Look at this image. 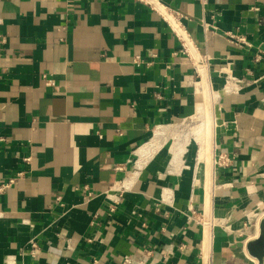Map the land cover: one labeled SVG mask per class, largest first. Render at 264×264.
<instances>
[{
  "label": "crops",
  "instance_id": "1",
  "mask_svg": "<svg viewBox=\"0 0 264 264\" xmlns=\"http://www.w3.org/2000/svg\"><path fill=\"white\" fill-rule=\"evenodd\" d=\"M160 1L183 16L188 55L136 0H0V186L13 180L0 264H135L144 251V264H254L241 245L264 212V0ZM201 80L216 96L208 177L175 130Z\"/></svg>",
  "mask_w": 264,
  "mask_h": 264
},
{
  "label": "built area",
  "instance_id": "2",
  "mask_svg": "<svg viewBox=\"0 0 264 264\" xmlns=\"http://www.w3.org/2000/svg\"><path fill=\"white\" fill-rule=\"evenodd\" d=\"M140 3H144L146 5H148L151 9H153L154 11H156L160 17L169 25L172 33L175 35L176 39L178 40V42L180 43L183 52L188 55V43H189V37L186 34V31L183 27V25L181 24V18H183V16L176 11L175 9H172L166 5H164L163 3H161L160 0H136ZM202 9H204L206 7V5L208 4L209 0H194ZM202 28H203V32L204 33H208L210 30V27L208 24L202 22ZM225 38L226 41L230 44L233 45L237 48H242V49H250L252 47L251 43L247 41V39L245 38V36L237 34V33H225ZM5 44V39L3 37H0V55H1V51H2V47ZM262 58H264V49H257L255 54H254V61L258 62L260 61ZM208 57L204 56L202 58L203 62H207ZM45 78V77H44ZM47 84H52L51 81H46ZM25 162L29 161V158L24 159ZM229 163V161L227 159H225V157H220V161H219V165H223V166H227ZM117 170H120V167H116ZM13 183V180H10L7 184L5 185H1L0 186V192L3 191L4 189L8 188L11 184ZM116 192H121L124 187L122 184H119L116 188H115ZM84 191H87V187L85 186L83 188ZM91 197V195L88 193L86 196V199H89ZM59 200V199H57ZM199 223L202 224L203 222L205 224H212L213 223V219L210 218V221L206 220V218L202 215L199 219H198ZM215 222V221H214ZM217 224L221 225L223 227V229L227 232V233H231V230L229 228L228 225L225 224V220H219L216 222ZM31 247H32V254H36L37 253V248L36 245L34 243L31 242ZM150 255L151 253L148 251H144L143 252V257H141V259H139L138 261L135 262V264H144L145 261H147L148 259H150ZM132 257H124L122 264H132Z\"/></svg>",
  "mask_w": 264,
  "mask_h": 264
},
{
  "label": "bare ground",
  "instance_id": "3",
  "mask_svg": "<svg viewBox=\"0 0 264 264\" xmlns=\"http://www.w3.org/2000/svg\"><path fill=\"white\" fill-rule=\"evenodd\" d=\"M188 46H190V45H188ZM198 70L200 71V69H198ZM199 74H200V72H199ZM204 78H205V76H204ZM204 81L201 80V82H204ZM208 82L209 81H207V84L204 82L203 84L201 83L200 86L199 85L197 86L198 88H197L196 92L201 97V99L206 101V103L204 101L203 102L205 104H203L202 102L197 103V107L195 110H196V114H198V116L200 117L199 118L200 122L198 125H196L193 128V131H192L194 134L195 142L198 146V160L202 161L205 164V166H206V172L205 173H206L207 177L210 176V174H211L210 151H212L211 150V148H212L211 147L212 146V136H213L212 134H213V126L215 125L214 124V116H213V106H215L214 101L216 100V96H215L213 90L211 89V87L209 86ZM177 140H178L177 141L178 144L181 143L182 147L187 142L184 139L180 140L177 138ZM182 141H184L185 143L182 144ZM157 143L158 142H155L154 140H150L147 145H145L144 147H142L141 149L138 150L137 154L139 157V159H138L139 161L135 165L138 168V170L142 166H144L145 161H147V159H149L150 156H152V154L154 152H156V150L159 147V144H157ZM173 153L175 156L176 151H173ZM128 177H129L128 180L127 181L125 180V182H123L124 184H122L124 188H128L129 184H131V182L135 178V174H130Z\"/></svg>",
  "mask_w": 264,
  "mask_h": 264
},
{
  "label": "water",
  "instance_id": "4",
  "mask_svg": "<svg viewBox=\"0 0 264 264\" xmlns=\"http://www.w3.org/2000/svg\"><path fill=\"white\" fill-rule=\"evenodd\" d=\"M241 246L254 264H264V212L257 220L255 234Z\"/></svg>",
  "mask_w": 264,
  "mask_h": 264
},
{
  "label": "rangeland",
  "instance_id": "5",
  "mask_svg": "<svg viewBox=\"0 0 264 264\" xmlns=\"http://www.w3.org/2000/svg\"><path fill=\"white\" fill-rule=\"evenodd\" d=\"M214 92V91H213ZM199 99H200V101L199 102H202L203 104H205L206 103V101L205 100H203V99H201V97L199 96ZM205 103H204V102ZM208 104V103H207ZM206 104V105H207ZM200 117L198 116V114H196V112H195V114H194V116L191 118V119H188V120H186V121H184V122H182L180 125H178V126H176L175 127V130L178 132V134L180 135V137H178V139H180V140H189V142H190V144H191V146L193 147V150H194V152L196 151L197 152V150H198V146H197V144H196V142H195V139H194V134H193V128L196 126V125H198L199 124V122H200V119H199ZM191 132V133H190ZM162 133H163V131L162 130H156V132H155V136H154V138L152 139V140H154L155 142H157V140L160 138V136L162 135ZM178 143V142H177ZM183 143H185L184 141H183ZM182 143V144H183ZM158 144V143H157ZM178 146L180 145L181 146V143L180 144H177ZM179 148V147H178ZM175 151H178L177 149H175ZM178 153H179V151H178ZM178 153H177V155H178ZM176 155V156H177ZM195 156H196V153H195Z\"/></svg>",
  "mask_w": 264,
  "mask_h": 264
}]
</instances>
